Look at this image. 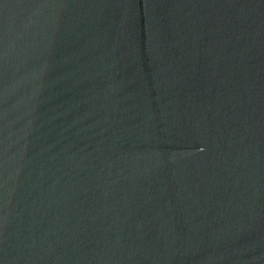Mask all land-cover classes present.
Instances as JSON below:
<instances>
[{
    "label": "water",
    "instance_id": "1",
    "mask_svg": "<svg viewBox=\"0 0 264 264\" xmlns=\"http://www.w3.org/2000/svg\"><path fill=\"white\" fill-rule=\"evenodd\" d=\"M0 264H264V0H0Z\"/></svg>",
    "mask_w": 264,
    "mask_h": 264
}]
</instances>
